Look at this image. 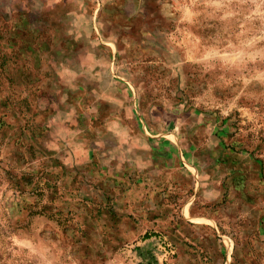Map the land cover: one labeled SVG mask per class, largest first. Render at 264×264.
<instances>
[{"label":"rangeland","instance_id":"obj_1","mask_svg":"<svg viewBox=\"0 0 264 264\" xmlns=\"http://www.w3.org/2000/svg\"><path fill=\"white\" fill-rule=\"evenodd\" d=\"M0 264H264V0H0Z\"/></svg>","mask_w":264,"mask_h":264},{"label":"trees","instance_id":"obj_2","mask_svg":"<svg viewBox=\"0 0 264 264\" xmlns=\"http://www.w3.org/2000/svg\"><path fill=\"white\" fill-rule=\"evenodd\" d=\"M40 213V212H39ZM40 214H42V213H40Z\"/></svg>","mask_w":264,"mask_h":264}]
</instances>
